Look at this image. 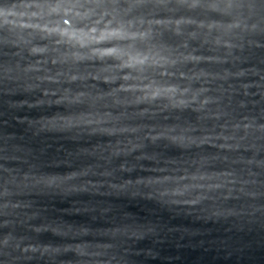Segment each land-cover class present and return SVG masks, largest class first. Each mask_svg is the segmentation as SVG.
Instances as JSON below:
<instances>
[{
    "label": "water",
    "instance_id": "95a60500",
    "mask_svg": "<svg viewBox=\"0 0 264 264\" xmlns=\"http://www.w3.org/2000/svg\"><path fill=\"white\" fill-rule=\"evenodd\" d=\"M252 2L264 21V0ZM158 41L171 46L181 43L168 31H162ZM187 42L188 50L219 58V62L199 66L216 77L206 83L219 98V110L236 120L247 116L264 124V32L247 36L242 49L233 50L232 55L202 38ZM6 62L8 58L0 51V66ZM241 67L249 69V75L240 80L225 76ZM107 90V86L100 89ZM23 98L29 102L46 99L39 91ZM12 101L13 96L0 85V185L6 178L25 175L56 181L51 187L29 184L11 198L21 205L8 217L14 221L17 235L61 248L87 246L103 253L102 264H264V135L242 141L237 151H225L218 145L181 150L166 141L147 143V159L138 161L113 156L129 137L109 135L104 129L135 122L185 128L191 134L197 129L211 131L223 120L204 119L191 110L162 108L144 118L138 108L113 104L108 98L82 110L109 114L116 118L113 125L65 132L40 126V122L64 114L54 106L44 103L18 108ZM213 160L218 161L217 171H233L244 179L255 177L256 183L247 185L243 193L209 192L196 203L191 202L195 192L184 197L162 195L166 189L194 183L181 177L210 171L208 162ZM121 163L131 170L121 171ZM149 179L160 182L150 186L136 183ZM4 219L0 214V235L7 231ZM19 264L98 262L84 261L74 251H67L55 259L37 256Z\"/></svg>",
    "mask_w": 264,
    "mask_h": 264
},
{
    "label": "clouds",
    "instance_id": "9594fccd",
    "mask_svg": "<svg viewBox=\"0 0 264 264\" xmlns=\"http://www.w3.org/2000/svg\"><path fill=\"white\" fill-rule=\"evenodd\" d=\"M257 9L252 0H3L0 51L8 62L0 66V85L13 96V107L34 108L48 103L64 113L40 122L42 129L71 132L113 125L116 118L109 114L82 110L108 98L113 104L138 108L144 118L162 108L191 110L204 119L223 120L211 131L201 133L197 129L191 134L185 128H157L135 122L106 127L104 131L109 135L129 137L112 153L116 157L145 160L146 144L160 141L181 150L218 145L225 151H237L242 141L264 135V124L247 116L236 120L219 110V98L211 94L212 86L206 83L216 77L199 67L219 62V58L188 50L187 41L202 38L232 55L233 50L242 49L247 36L264 32ZM162 31L170 32L181 43H160ZM249 72L241 67L225 76L240 80ZM105 86L108 90L101 92ZM244 88L247 95V85ZM37 91L46 99L29 102L23 98ZM217 162H208L212 165L210 171L181 177L194 183L166 189L162 195L184 197L195 192L191 202L196 203L206 193H243L247 185L256 183L255 177L244 179L233 171H217ZM120 169L131 170L123 163ZM159 182L136 181L145 186ZM55 183L52 178L25 175L22 179L6 178L0 185V214L5 217L3 227L7 229L0 235V264H19L22 259L37 256L55 259L67 251H74L84 261L102 264L99 258L103 253L87 246L61 248L16 234L14 221L8 217L21 205L11 198L29 184L51 187Z\"/></svg>",
    "mask_w": 264,
    "mask_h": 264
}]
</instances>
